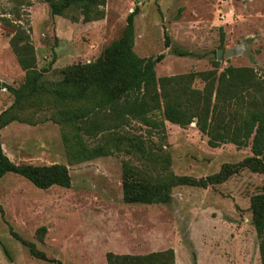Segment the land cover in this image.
Instances as JSON below:
<instances>
[{
    "label": "rangeland",
    "instance_id": "374dc122",
    "mask_svg": "<svg viewBox=\"0 0 264 264\" xmlns=\"http://www.w3.org/2000/svg\"><path fill=\"white\" fill-rule=\"evenodd\" d=\"M135 8L133 50L141 58L164 55L155 67L157 78L207 71L213 60L219 72L227 66L250 67L264 76V0H106L104 18L89 23L73 22V12L51 16L42 0H0V81L15 88L24 81L9 45L14 25L29 33L37 69L46 71L43 81L49 89L61 80L62 69L96 61L120 37ZM203 86L194 81L195 88ZM13 100L1 90L0 112ZM54 112L44 91L21 114L38 123L15 121L0 131L3 152L12 162L64 164L71 177L70 188L47 190L13 173L0 179V264H55L32 258L10 229L61 264H107L109 252L146 255L168 249L175 264H261L250 198L264 192V174L242 169L205 189L177 186L169 204H126L122 199L123 162L152 178L171 172L199 180L251 156L249 147L211 148L194 123L181 128L165 122L162 137L131 121L117 131L83 137L89 147L122 138L119 150L111 142L110 156L68 165L61 133L71 130L46 121ZM126 137L141 141L157 160L127 152ZM40 227L46 228L43 242L36 234Z\"/></svg>",
    "mask_w": 264,
    "mask_h": 264
},
{
    "label": "trees",
    "instance_id": "16d2710c",
    "mask_svg": "<svg viewBox=\"0 0 264 264\" xmlns=\"http://www.w3.org/2000/svg\"><path fill=\"white\" fill-rule=\"evenodd\" d=\"M49 7L51 16H71L73 22L99 21L104 18L106 0H42ZM138 8L126 18L119 38L112 41L100 57L92 63L75 64L60 71L61 80L45 88V70H38L35 49L29 33L20 25H14L9 45L24 73V81L17 88L0 81V91L5 89L13 96L12 104L0 112V131L12 122L35 125L22 116L27 104L46 91L52 101V121L63 129L61 137L67 145L68 165L88 162L112 154L108 143L119 150L122 138H109L103 145L89 147L83 137H97L128 127L136 121L148 130L165 136V122L186 128L191 124L207 137V145L217 148L232 144L238 149L250 148L251 156L235 165H225L212 176L199 180L177 176L171 172L163 177L152 178L122 163V199L126 204H169L171 190L177 186L207 188L221 184L242 169L264 174V76L250 67L227 66L221 72L219 62H211L212 69L202 72L157 78L155 67L164 55L139 57L134 48V17ZM168 38L165 44L168 46ZM180 56H192L178 51ZM204 83L202 89L194 87V81ZM44 122V120L39 121ZM127 152L135 150L146 160L157 157L146 152L141 141L126 137ZM168 163L169 159H165ZM7 173L19 175L35 188L47 190L53 186L68 189L71 177L64 164L32 165L12 162L3 152L0 142V179ZM252 225L258 239L261 264H264V192L250 198ZM46 233L40 227L36 234L40 242ZM14 239L25 246L32 258L61 264L48 259L34 243L21 239L10 229ZM11 260L8 250L3 247ZM107 264H175L172 249L146 255L106 254Z\"/></svg>",
    "mask_w": 264,
    "mask_h": 264
},
{
    "label": "water",
    "instance_id": "95a60500",
    "mask_svg": "<svg viewBox=\"0 0 264 264\" xmlns=\"http://www.w3.org/2000/svg\"><path fill=\"white\" fill-rule=\"evenodd\" d=\"M220 55H221V52L218 51V52H217V56H218V58L220 57Z\"/></svg>",
    "mask_w": 264,
    "mask_h": 264
}]
</instances>
